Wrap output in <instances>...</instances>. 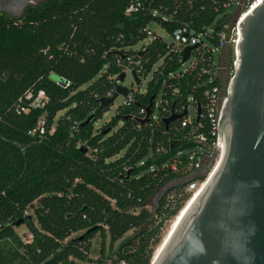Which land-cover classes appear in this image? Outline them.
Instances as JSON below:
<instances>
[{"label": "trees", "instance_id": "obj_1", "mask_svg": "<svg viewBox=\"0 0 264 264\" xmlns=\"http://www.w3.org/2000/svg\"><path fill=\"white\" fill-rule=\"evenodd\" d=\"M223 3L61 0L33 8L23 20L0 16V264H106L112 256H103L104 239L110 252L128 231L109 264L150 263L168 217L157 221L144 202L191 172L188 155L196 147L188 137L192 126L180 127V118L165 131L161 119L178 113L188 97L203 106L210 84L202 72L206 59L182 65L175 44L147 26L200 31L223 22ZM129 5L136 9L126 13ZM148 35L147 44L131 48ZM126 68L142 79L150 72L149 81L130 88L115 115L96 126L112 104L100 105V98ZM40 90L46 101L32 106ZM150 103L149 119L140 122V109ZM38 119L43 131L29 133ZM19 219L29 239L17 233ZM96 234L101 253L93 260Z\"/></svg>", "mask_w": 264, "mask_h": 264}, {"label": "water", "instance_id": "obj_2", "mask_svg": "<svg viewBox=\"0 0 264 264\" xmlns=\"http://www.w3.org/2000/svg\"><path fill=\"white\" fill-rule=\"evenodd\" d=\"M238 30L236 63L221 108L222 155L149 264H264V0H257L241 17ZM197 47L185 46L181 63ZM125 76L121 72L116 77L113 94L100 98V105L127 96L128 87L121 84ZM131 76L139 86L142 80L134 71ZM150 107L151 103L140 122L149 119ZM200 113L196 104V121ZM185 114L186 110L163 117L165 131ZM92 118L93 114L87 116L80 125ZM174 144L172 140L170 146ZM172 185L158 190L151 216ZM13 224L18 227L23 219Z\"/></svg>", "mask_w": 264, "mask_h": 264}, {"label": "built area", "instance_id": "obj_3", "mask_svg": "<svg viewBox=\"0 0 264 264\" xmlns=\"http://www.w3.org/2000/svg\"><path fill=\"white\" fill-rule=\"evenodd\" d=\"M256 1L257 0H224L223 7L225 8V17L223 22L203 27L200 31H194L186 25H180L170 33L173 44H175L180 52V62L181 50L185 46L198 44V47L191 51L186 62L189 61L190 66H193L198 60L204 61L206 59L207 68L203 69L202 72L208 73L207 81L210 85L204 90L205 102L203 106H200L201 113L197 121L195 120L196 104L192 103L191 97H188L187 100L188 104L192 103L194 105V118L190 119L188 117V104L178 113H175L180 114L186 110V114L180 117L182 118L180 127H185L187 125L193 127V130L188 133V137L191 141L195 142L196 147L191 150L188 155V166L191 172L181 181L170 186L160 198L162 199L161 204L156 207L160 208L159 212L153 215L157 221L165 217L169 219L171 216L175 215V213L180 210L181 203L186 204L193 198L195 192H200L222 155L224 144L220 139L219 127L221 108L225 100L228 81L227 83L223 82L220 72L221 70H225L229 80L236 63V45L239 41L238 22ZM135 9V5H129L126 8V13ZM227 10H232V12L228 13ZM212 38L215 39V42L211 41ZM228 46L232 51V59L230 62L227 61L226 65L223 66L220 64L219 55L222 50ZM214 54L217 55L216 61L213 59ZM206 55L207 57L205 58ZM186 62L181 64L183 65ZM135 65L140 67L139 61H137ZM131 71L134 70L126 68L124 73L130 77V88L136 90L141 84L139 86L135 85L131 76ZM117 76L118 75L113 76V84ZM140 79L143 81L142 78ZM214 80L217 82L213 83ZM64 85H67V82H65ZM130 88L128 87V94L126 97L129 96ZM113 92L114 86L111 91L107 93L106 97L111 96ZM31 97V92L25 95L26 99H30ZM42 101H46V96L44 92L40 90L32 99L31 105L39 106L42 104ZM140 112L143 114L141 117L142 119L145 116V110L140 109ZM151 117L155 118L154 115ZM42 125V120L38 119L35 128L29 131V133L36 130L41 133L43 131ZM202 128H204L205 131H200ZM158 150L160 151L162 148L159 147ZM120 264L124 263L121 262Z\"/></svg>", "mask_w": 264, "mask_h": 264}, {"label": "rangeland", "instance_id": "obj_4", "mask_svg": "<svg viewBox=\"0 0 264 264\" xmlns=\"http://www.w3.org/2000/svg\"><path fill=\"white\" fill-rule=\"evenodd\" d=\"M227 12L228 13H231L232 10H227ZM147 27H148V29L151 32H153L156 36H159L160 38H162V40H164L168 44H170V43L173 42V39L171 37V34L170 33H167L160 25L156 24L155 22H150ZM150 38H151V36L148 35L145 39H143L142 41L138 42L136 45L132 46L131 48L133 50L139 49L141 45L147 44L150 41ZM230 52H232V51H231V48L229 46L222 50V52L219 55L220 56V64L221 65H223V66L226 65V63L228 61V55H229ZM213 59L216 61V59H217V55L216 54L213 55ZM157 64H159V62H157ZM220 74H221V76L223 78V82L224 83H227L228 77L226 75L225 70H221ZM150 76H151V73L149 72L146 75V77L143 79V81H142V83L140 85L141 88H144L146 86L147 82L150 79ZM121 84L124 85V86H126V87H129L130 88V84H131L130 77L128 75H126ZM123 100H124V97H122V96L119 95L112 102V104L110 105L109 109L101 116V118L98 119L95 122V125L96 126H99V125H101V124L109 121V119L112 116L115 115V112H116L117 107L120 106L123 103ZM159 100H160V97H158L157 102H159ZM187 111H188V117L190 119H193L194 118V115H195V110H194V105L192 103H189L188 104ZM155 112H157V109L155 110ZM215 160H216V158H215ZM206 164H207V162H206ZM159 194H160V192L157 191L156 194L150 196L144 202L146 204L147 208L150 211L156 205L157 198H158ZM184 206H185V203H181L179 209L181 210ZM180 210L177 213H175V215L171 216L169 219H167L166 221L163 222V224L161 226V229H160L159 237H158L159 242H158V244L155 245V247H153V253L156 250L157 246L160 244V242H161L162 238L164 237V235L166 234V232H167V230L169 228V225H170L171 221L180 212ZM30 212L31 211L28 210L27 211V214H29ZM16 231L19 234V236H21L22 239H26V238L28 239V238H30V234H29L28 230L26 229V227L23 224L20 225V226H18L16 228ZM131 234H132V231H128L122 237H120L118 240H116L111 245L110 252H108L109 246H110V244H109V238L106 237L104 239V244H103V247H102L103 256H112L111 258H107L106 259V264H109V261L112 258H114V254H115V251H116L117 246L120 245V243H122ZM100 253H101V239H100V236L98 234H96L94 236V238L91 240V248H90V251H89V257L92 258L93 260H95V259L99 258Z\"/></svg>", "mask_w": 264, "mask_h": 264}, {"label": "flooded vegetation", "instance_id": "obj_5", "mask_svg": "<svg viewBox=\"0 0 264 264\" xmlns=\"http://www.w3.org/2000/svg\"><path fill=\"white\" fill-rule=\"evenodd\" d=\"M61 0H0V16L10 20H23L33 8L58 3Z\"/></svg>", "mask_w": 264, "mask_h": 264}, {"label": "bare ground", "instance_id": "obj_6", "mask_svg": "<svg viewBox=\"0 0 264 264\" xmlns=\"http://www.w3.org/2000/svg\"><path fill=\"white\" fill-rule=\"evenodd\" d=\"M198 192H195L193 198H195V196H197ZM193 198L191 200H193ZM191 200H189L185 206L180 210V212L173 218V220L171 221L169 228L166 232V234L164 235V237L162 238L160 244L157 246L156 250L153 253V258L156 256L157 252L160 250L163 242H165V240L167 239V237L169 236V234L171 233V231L173 230V228L175 227V225L177 224L178 220L180 219L181 215L183 214V212L185 211V209L187 208L188 204L191 202Z\"/></svg>", "mask_w": 264, "mask_h": 264}]
</instances>
